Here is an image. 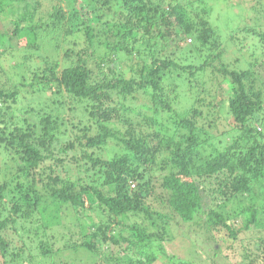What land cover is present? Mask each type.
Here are the masks:
<instances>
[{"label": "trees", "instance_id": "trees-1", "mask_svg": "<svg viewBox=\"0 0 264 264\" xmlns=\"http://www.w3.org/2000/svg\"><path fill=\"white\" fill-rule=\"evenodd\" d=\"M84 1L93 22L0 0V264H196L166 250L176 225L194 255L264 264V0L225 31L222 0Z\"/></svg>", "mask_w": 264, "mask_h": 264}, {"label": "rangeland", "instance_id": "rangeland-1", "mask_svg": "<svg viewBox=\"0 0 264 264\" xmlns=\"http://www.w3.org/2000/svg\"><path fill=\"white\" fill-rule=\"evenodd\" d=\"M74 3H73V2ZM222 4L220 3V5H217L214 7V11H213V21L220 27H218L219 29H221L222 31H225L226 25L228 23H232L235 19H236V15L237 14H241L242 13V0H222ZM72 3V5H71ZM63 4L65 6L66 9L73 8L75 6H77V10H79V18L81 19H85L86 21L89 22H93L96 20V17L94 16V13L91 14L90 11H88L90 8L87 6L86 2L84 0H63ZM70 8V9H71ZM82 9V10H80ZM10 16V14H8ZM9 18V19H8ZM11 18L7 16L2 18V20L0 21V34H3L5 31L7 33H10V35H8V38L12 40V44L16 46V44L18 43V40L16 38V36H14L13 34H11V30L14 28V24L12 23V21L10 20ZM80 19H77V21L79 22ZM9 31V32H8ZM64 34L62 32V36H59V40H50V39H46L44 40V42L42 43L43 48L46 49L44 51H46V53L51 52V49L54 50V45H56L57 43L61 44V48L60 49H55L56 53L58 52V55L60 56V58L62 59L64 57V52L66 49V46L69 45V43H65L63 42L64 39ZM44 37H46V35L44 34ZM7 38V40H8ZM72 43V42H71ZM63 47V50H62ZM65 47V48H64ZM22 52L16 53L15 58L12 59L10 62L7 61V59H5L4 56V67H5V75L3 77V79H1L6 86H10L11 87L13 85H15V83H10L9 80H7V78H12V79H18V77L22 74H25V76L27 77L30 74L29 72H23L18 65L19 61H21L22 58ZM36 59H32L33 64L36 63L35 61ZM63 61V60H62ZM264 64V61H263ZM243 65H246V63H243ZM14 66V67H13ZM16 67V68H15ZM25 69V68H24ZM26 70V69H25ZM258 70H260L262 72V77L264 78V65L259 64L258 66ZM34 100V98H33ZM34 105V103L32 102L31 98L28 97V95H25L24 93L22 94V96L19 98L18 103L13 105V109L12 111L17 112V114L21 113V109H23V111L25 110V108L27 106H32ZM1 106V103H0ZM36 106V105H34ZM20 111V112H19ZM109 150H112V145H109L108 148H106ZM3 155L0 153V164H3ZM68 211V210H67ZM76 215H74V212L72 211V208H70L69 213H67V215H64V219L63 224L66 225H71V232L67 231V235H69V233H71V236L73 237L72 239L77 240L80 233V227L77 224H73L78 223L77 219H76ZM173 232V239L172 240H167L165 242V248L166 250L170 253V254H175L177 255L179 258L181 259H189L190 261H193L196 264H200L199 262L201 261V263L205 262V264H209L211 260H214L213 264H224L225 262H223L219 257L218 258H214L213 257V253L212 248H206L203 249L202 254L205 255L203 256L202 254H193V249L190 248L191 246V242L190 239L188 237H185L183 234V231L186 230V226L184 227H180L179 225H176L175 227L172 228ZM70 236V235H69ZM68 236V237H69ZM209 257L211 259H209ZM243 259V253H240L236 259V261H238L237 263H239L241 260ZM232 263H235V261ZM151 264H170L167 259L163 256V255H158V258L156 261L152 262Z\"/></svg>", "mask_w": 264, "mask_h": 264}]
</instances>
